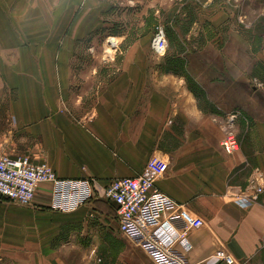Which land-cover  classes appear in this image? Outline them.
Returning <instances> with one entry per match:
<instances>
[{
    "label": "crops",
    "instance_id": "crops-1",
    "mask_svg": "<svg viewBox=\"0 0 264 264\" xmlns=\"http://www.w3.org/2000/svg\"><path fill=\"white\" fill-rule=\"evenodd\" d=\"M119 1L126 8L120 36L112 24ZM138 3L0 0V153L45 162L61 179H89L98 194L159 156L168 169L156 187L204 221L174 251L188 264H218L220 249L235 264H264V86L237 95L218 49L211 50L222 61L200 68L186 51L156 55L146 28L129 24ZM102 26L119 39L110 61H98L91 44ZM249 54L264 69V48ZM181 70L204 73L190 74L188 84ZM227 132L239 142L231 154L221 145ZM51 189L39 187L33 208L0 198V264H154L120 232L112 204L93 199L75 212H54ZM54 215L69 227L60 250L51 255L45 244L33 256V225Z\"/></svg>",
    "mask_w": 264,
    "mask_h": 264
},
{
    "label": "built area",
    "instance_id": "built-area-1",
    "mask_svg": "<svg viewBox=\"0 0 264 264\" xmlns=\"http://www.w3.org/2000/svg\"><path fill=\"white\" fill-rule=\"evenodd\" d=\"M151 49L156 55L166 54L168 39L162 27L155 29ZM221 145L227 154L239 148L232 132L226 133ZM167 169L165 160L152 156L141 175L116 179L98 194L89 179H61L45 162L34 163L27 156L0 153V198L29 207L39 187L49 183L52 185L49 208L54 212H75L93 199L107 202L114 206L120 232L142 247L154 264H188L174 251V246L188 231L202 228L204 221L156 187L155 181ZM256 192L260 194L263 189L257 186ZM236 203L246 207L252 204L248 199H238ZM167 230L172 234L164 237ZM214 257L218 264H235L223 249L217 250Z\"/></svg>",
    "mask_w": 264,
    "mask_h": 264
},
{
    "label": "rangeland",
    "instance_id": "rangeland-1",
    "mask_svg": "<svg viewBox=\"0 0 264 264\" xmlns=\"http://www.w3.org/2000/svg\"><path fill=\"white\" fill-rule=\"evenodd\" d=\"M122 3L123 1L117 3L112 23L113 31L119 36L125 30L121 19L126 13V8L125 5H121ZM135 10L131 14L134 18L130 19L129 24L133 28L137 24L141 28H146L144 35L150 34V48L155 29L162 27L165 30L168 39L166 58L186 51L187 61L200 68L202 64L208 62L222 61L220 55L212 53L211 50L218 49L219 52H224V61L228 64L226 66L228 71L224 72L225 77L236 78L237 95L244 97L245 91L249 90L247 93H250L257 85L264 86V69L249 59L252 57L249 52L264 48V0H139ZM109 33V31L106 33V28L102 26L97 38L91 43L97 49L98 61L112 60L117 50L119 39L108 38ZM110 39L116 40L114 48L110 45ZM149 61L156 63L158 60L151 54ZM236 64L244 71L239 73L230 69L236 67ZM182 68L184 69V66ZM176 72L184 76L188 84L191 80L190 74L196 77L204 73L192 71L189 74L186 70ZM15 206L22 207L18 204ZM29 207L33 208L36 205L33 202ZM67 224L65 218L54 215L33 225L34 229L38 227V231H34L38 236L35 234L33 237L32 255L36 256L40 253L39 250L44 252L47 249L49 254H57L60 250L57 241L64 231H68ZM36 239L43 240V247L39 242H35ZM45 244H48L46 250ZM80 249L85 248L79 247L78 254ZM77 253L70 252V256L74 257L73 255H78ZM17 257L25 256L20 252Z\"/></svg>",
    "mask_w": 264,
    "mask_h": 264
},
{
    "label": "bare ground",
    "instance_id": "bare-ground-1",
    "mask_svg": "<svg viewBox=\"0 0 264 264\" xmlns=\"http://www.w3.org/2000/svg\"><path fill=\"white\" fill-rule=\"evenodd\" d=\"M112 39H110V45H111L112 48H114V46L116 45V40L115 39L112 40Z\"/></svg>",
    "mask_w": 264,
    "mask_h": 264
},
{
    "label": "trees",
    "instance_id": "trees-1",
    "mask_svg": "<svg viewBox=\"0 0 264 264\" xmlns=\"http://www.w3.org/2000/svg\"><path fill=\"white\" fill-rule=\"evenodd\" d=\"M175 62L177 64L179 63V67H180V65L183 66V63H184V61H182L181 59H177Z\"/></svg>",
    "mask_w": 264,
    "mask_h": 264
}]
</instances>
